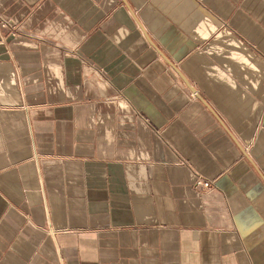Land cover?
I'll list each match as a JSON object with an SVG mask.
<instances>
[{
    "label": "crops",
    "instance_id": "crops-1",
    "mask_svg": "<svg viewBox=\"0 0 264 264\" xmlns=\"http://www.w3.org/2000/svg\"><path fill=\"white\" fill-rule=\"evenodd\" d=\"M0 264H264V0H0Z\"/></svg>",
    "mask_w": 264,
    "mask_h": 264
},
{
    "label": "built area",
    "instance_id": "built-area-1",
    "mask_svg": "<svg viewBox=\"0 0 264 264\" xmlns=\"http://www.w3.org/2000/svg\"><path fill=\"white\" fill-rule=\"evenodd\" d=\"M196 186L206 190L214 186L213 181L205 179V177L198 175L196 179Z\"/></svg>",
    "mask_w": 264,
    "mask_h": 264
}]
</instances>
